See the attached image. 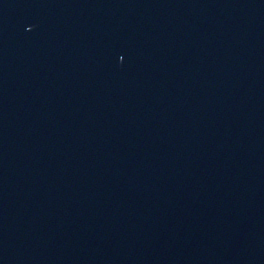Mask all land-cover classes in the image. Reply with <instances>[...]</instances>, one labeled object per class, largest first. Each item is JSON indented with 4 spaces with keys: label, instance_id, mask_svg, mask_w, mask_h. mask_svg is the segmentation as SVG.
<instances>
[{
    "label": "water",
    "instance_id": "obj_1",
    "mask_svg": "<svg viewBox=\"0 0 264 264\" xmlns=\"http://www.w3.org/2000/svg\"><path fill=\"white\" fill-rule=\"evenodd\" d=\"M0 264H264V0H0Z\"/></svg>",
    "mask_w": 264,
    "mask_h": 264
}]
</instances>
